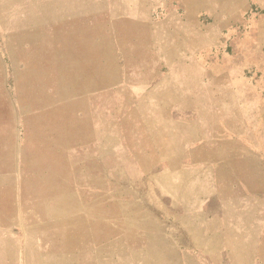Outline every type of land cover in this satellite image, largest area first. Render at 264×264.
<instances>
[{
	"label": "rangeland",
	"instance_id": "374dc122",
	"mask_svg": "<svg viewBox=\"0 0 264 264\" xmlns=\"http://www.w3.org/2000/svg\"><path fill=\"white\" fill-rule=\"evenodd\" d=\"M0 264H264V0H0Z\"/></svg>",
	"mask_w": 264,
	"mask_h": 264
},
{
	"label": "crops",
	"instance_id": "0c3cea01",
	"mask_svg": "<svg viewBox=\"0 0 264 264\" xmlns=\"http://www.w3.org/2000/svg\"><path fill=\"white\" fill-rule=\"evenodd\" d=\"M61 74L64 75L63 79L61 80V89H60V94H59V105H55L51 110L53 111L52 113L54 115H58V111L60 112V116H61V127L63 128H67V124H68V113H69V103H70V99L73 98L72 100L75 99V101H73L72 103H74L76 106H79L80 102H79V98H80V90H74L70 95V84H69V80H68V74H67V70H63L61 71ZM57 117V116H56Z\"/></svg>",
	"mask_w": 264,
	"mask_h": 264
}]
</instances>
